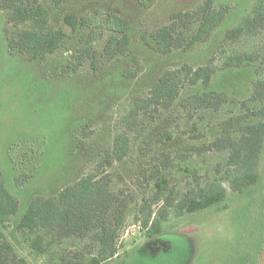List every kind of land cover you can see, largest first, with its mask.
I'll return each instance as SVG.
<instances>
[{"label":"rangeland","instance_id":"374dc122","mask_svg":"<svg viewBox=\"0 0 264 264\" xmlns=\"http://www.w3.org/2000/svg\"><path fill=\"white\" fill-rule=\"evenodd\" d=\"M39 1L49 10L51 25L69 34L64 46L41 62L32 63L25 56L10 55L5 35L10 25L0 9V173L8 191L20 202L19 213L7 229L9 237L15 235L16 225L34 196L57 198L67 186L92 172L95 160L119 136V122L130 111L132 101L151 89L166 70L186 64L198 68L208 64L211 58L219 66L223 52L234 49L252 52L259 58L245 67L220 69L208 89L201 85L187 86L180 101L169 110L154 113V117L141 116L131 134L130 155L123 163L103 170L101 176L109 172L115 204L122 207L124 203L128 215L121 233L120 257L110 264H255L264 246V154L258 166L256 186L236 194L226 187L228 198L224 202L177 220L173 228L160 236L147 238L134 216L146 201L155 200L152 174L162 160L170 158L168 168L176 197L185 192L184 185L190 180L179 172L188 164L199 171L203 183L221 178L216 166L225 162L226 155L212 152L211 146L222 133L235 132L245 121H252H241L243 113L238 103L250 98L259 66L264 76L261 65L264 31L234 46L225 44L224 40L227 32L251 13L256 0H214L217 6L230 8L222 24L205 43L167 56L145 46L142 34L151 35L168 25L173 15L192 11L204 0H154L149 8L143 7L140 0H62L59 8L53 0ZM109 12L129 21L131 45L126 56L113 59L104 56L109 32L93 28L73 32L65 25L66 16L75 15L100 26ZM92 32L98 38L93 44L99 55L97 71H93L89 60L73 77L58 75L68 68L73 56L83 47L82 41L86 42ZM138 68L139 75L129 78L128 72ZM210 90L224 93L235 105L224 106L212 118L208 113L200 114L192 107H184L187 97ZM167 133L174 135L172 141L164 140ZM16 145L35 146L42 154L32 161L33 165H27V172L23 166L21 174L30 173L33 168L34 177L23 189L15 183L8 155ZM180 156H189L190 161L178 159ZM84 245V242L79 245L60 240L54 250L57 253L62 250L66 255ZM22 253L27 255V251ZM30 260L31 264L49 261L43 257L39 261L32 257Z\"/></svg>","mask_w":264,"mask_h":264},{"label":"trees","instance_id":"16d2710c","mask_svg":"<svg viewBox=\"0 0 264 264\" xmlns=\"http://www.w3.org/2000/svg\"><path fill=\"white\" fill-rule=\"evenodd\" d=\"M153 1L140 0V4L149 8ZM53 2L57 8L62 5V0ZM0 9L10 25L5 31L10 55L19 54L29 62H41L54 56L68 40L69 34L63 28L51 25L50 12L39 0H0ZM229 12L230 8L217 6L214 0H204L192 11L173 15L168 25L151 35L143 33L142 41L152 51L165 56L180 50L188 51L197 44L205 43ZM65 25L73 32L90 28L107 31L110 38L104 48V56L113 59L128 55L131 45L129 21L116 13L106 14L105 22L100 26L88 19L81 20L75 15H68ZM262 31L264 0H256L251 13L227 32L224 42L234 46L241 41L247 42ZM95 34L92 32L86 42L82 41L83 47L73 56L68 68L58 75L73 77L89 60L92 61L93 71H97L99 55L93 49V44L98 40ZM258 58L252 52L233 49L230 53L223 52L219 66L215 64L216 59L211 58L208 64L198 68L186 64L166 70L151 89L132 101L130 111L119 122V136L113 146L95 160L92 172L67 186L57 198L34 196L25 215L16 225L13 238L9 237L7 229L19 213L20 202L8 191L0 173V225L3 226V230H0V264H31V257L36 261L41 257L46 258L49 261L45 264H110L118 259L122 248L121 233L128 215L124 203L122 207L115 204L110 174L106 171L101 176L102 171L112 169L128 158L132 145L131 134L141 116L169 110L180 101L187 86L201 85L208 89L218 70L245 67ZM261 65L264 67V58ZM260 67L256 70L258 78L251 85L250 98L238 103L240 113H243L241 121H252H245L235 132L228 130L222 133L211 146L212 152L226 155L225 162L216 166L221 178L203 183L199 179V171L196 172L193 165L188 164L180 168L179 172L185 173L190 180L184 185L185 192L176 197L170 180L172 172L168 168L170 158L155 166L152 174L155 200L146 201L141 211L134 216V221L146 231L147 238L153 239L164 234L173 228L177 220L221 204L228 198L226 187L236 194L258 184V166L264 154V76ZM140 71L138 68L127 75L135 78ZM185 100V108L192 107L200 114L208 113L209 118L224 106L235 105L224 93L213 90L191 95ZM173 136L167 133L164 140L172 141ZM14 147L10 148L8 155L14 168L15 183L19 189H23L34 178L33 168L30 173L21 174L23 166L27 172V165H33L32 161L42 154L32 145ZM18 148L22 151L16 152ZM198 153H202V150ZM185 158L190 161L189 156H180L178 159ZM157 206L159 208L155 211ZM60 240L74 241L79 245L84 242L85 245L65 255L62 250L61 253L54 250L56 242ZM22 251H27V255ZM255 264H264V246H261Z\"/></svg>","mask_w":264,"mask_h":264}]
</instances>
